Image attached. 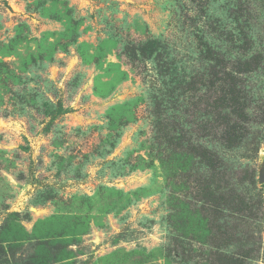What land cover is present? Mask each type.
<instances>
[{
    "label": "rangeland",
    "instance_id": "1",
    "mask_svg": "<svg viewBox=\"0 0 264 264\" xmlns=\"http://www.w3.org/2000/svg\"><path fill=\"white\" fill-rule=\"evenodd\" d=\"M252 36L264 57V0H0V264H206L224 221L160 120L230 164L215 182L255 208L222 214L264 264V60L242 144L202 132L228 90L207 44L246 63Z\"/></svg>",
    "mask_w": 264,
    "mask_h": 264
},
{
    "label": "trees",
    "instance_id": "2",
    "mask_svg": "<svg viewBox=\"0 0 264 264\" xmlns=\"http://www.w3.org/2000/svg\"><path fill=\"white\" fill-rule=\"evenodd\" d=\"M238 41H240V43L236 45V41L233 40L237 49L242 43L246 46H251L250 48H247V53L252 51L250 49H253L254 44L256 43L253 36L244 40V42L243 39H238ZM207 45V54L208 56H212L211 59H214L215 61L213 65H210L212 66L210 73L213 74L214 81H222L223 86L227 87L228 90L224 88L220 97H218L217 100L218 102H221V104L219 106L213 105V108L218 112V115L213 117H203L202 132L215 134L213 131L221 128L219 137L223 146L233 150L242 144L243 140L250 132H248V129L246 128V126H248L247 121L249 120L247 110L251 105L250 95L247 94L248 91L245 85V91L239 87L242 85L244 77H248L259 68L264 57L260 53L257 54V52H250L252 55L256 54L252 59L246 61V63H240L239 58V61L237 59L236 62H232L234 63V66L230 68L229 65L232 63L229 61H235V58L229 55L231 46L226 44V46L218 48L213 47L210 43ZM201 47L204 49L206 46L202 45ZM254 61L256 63L255 65H252ZM220 74L222 76L221 80L217 78ZM199 81L200 79L197 76H190V83L187 87L193 89V87L198 85ZM210 84L213 86L212 81ZM157 127L159 128V133L164 132L165 134V136L160 138V141H166L165 145L168 147V150L173 151L172 145H174V151H176L177 145L186 158L192 159L194 164L195 161H197V163L201 165L198 170L200 169L201 171L203 169L207 173V179L201 184V194H199V197L201 198L200 202L209 207V209L216 208L218 211L217 213H219L216 222L220 223L221 221H224V223L221 226L219 225L216 230L218 235L220 234L219 244L217 246L214 244L206 245L208 247L206 254L207 258H205L206 264H252L254 260H256L257 255L260 254L261 248L254 249V247L251 246L252 236L248 231L245 232L238 227H234L231 220L228 222L223 215L227 213L244 215L251 212L252 208H255L252 206L250 207L245 198L238 195L237 192L229 186L230 184L228 182L223 186L224 190H222L219 185V180L224 178L225 169H231L230 164L224 161L217 151L207 146H200V143L194 142L192 140L193 136L189 133L180 138H178V136H173L168 121L165 122L160 120L157 123ZM193 173L194 171H187V174ZM220 176L221 179H219ZM216 177L218 182H215ZM176 241L178 243L180 242L177 239Z\"/></svg>",
    "mask_w": 264,
    "mask_h": 264
}]
</instances>
